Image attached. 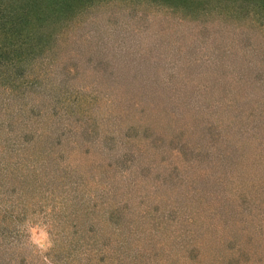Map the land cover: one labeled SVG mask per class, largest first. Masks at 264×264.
Wrapping results in <instances>:
<instances>
[{
	"label": "rangeland",
	"instance_id": "obj_1",
	"mask_svg": "<svg viewBox=\"0 0 264 264\" xmlns=\"http://www.w3.org/2000/svg\"><path fill=\"white\" fill-rule=\"evenodd\" d=\"M197 1L95 0L44 61L17 81L0 74V116L42 133L39 107L66 131L57 146L29 144L6 169L23 177L0 181V264H68V230L88 254L110 251L100 264H192L178 257L190 241L195 264H264V0ZM55 44L66 58H49ZM23 78L37 91L18 93ZM16 180L22 198L8 194Z\"/></svg>",
	"mask_w": 264,
	"mask_h": 264
},
{
	"label": "trees",
	"instance_id": "obj_2",
	"mask_svg": "<svg viewBox=\"0 0 264 264\" xmlns=\"http://www.w3.org/2000/svg\"><path fill=\"white\" fill-rule=\"evenodd\" d=\"M4 1L5 0L3 1L0 0V16H2V18L0 19V67L1 69H3V73L0 74L4 78L8 77V78L16 79V81L19 75H23L22 71L25 72L24 67L26 63L29 62V60L33 59L34 57H37L38 55L42 57V61H44L45 57L47 58V56H45L48 53L46 52V49L52 46V44L48 43V41L51 42L54 36L58 34L57 32L61 31L63 24L68 23V16L73 15L77 10H80V8H83L86 4H87L86 6H89L95 3V0H79V3L77 2V0H69L68 3L66 2V0L64 1L63 0H24L23 2H19L17 4H14L13 2H9L6 4L7 5L6 6L4 4ZM129 1L138 2L141 0H129ZM146 1L157 3L158 0H146ZM162 1L163 2H161V4L176 8V7H181L180 1L181 3H183V1L186 0H162ZM189 2H191V5H193V3L196 4V6L193 7L190 5V8H186V9H190L191 11L197 9L196 7L199 5L197 0H187V3ZM194 14L199 15L200 12H196ZM30 17H35L33 23L30 22ZM30 27L33 31L35 30L37 31V36H35L36 38L33 37L31 39H28ZM55 45L57 46L58 50L56 51L52 50V52H54L53 53L54 56H49V58L56 57V52H59L60 49H62L61 55L66 58L67 48L59 47L57 44ZM51 61L52 60H48V63H50ZM68 61L69 60H61L59 61V65L65 66L64 69H66L68 67L66 66V63ZM46 62L47 60L45 61V63ZM28 82L31 83L33 82V80L30 81L28 80V78L26 80L25 78L20 80L22 86L21 88H19L20 91H18V93H22V96H26V94L29 91H37L36 88L33 87V85L36 84L33 85L29 84V86L25 85V83ZM51 110L52 108L48 110V114H50ZM10 111L13 112L12 110ZM16 112H18L17 116H20V114L23 113L21 110L18 111L17 109H15L14 113ZM37 113H38V115L36 116L37 125L44 126L42 133L39 131V129H37V127L33 132H31V129L29 128V124H28L31 122L28 119L25 120L24 118L21 117L20 119H18L17 123H15L14 121L11 120V116L9 115L3 116L2 114L0 116V127H3V129H5L6 131V136H5L6 140L5 139L3 141L0 140V181L1 180L5 181L7 185L12 184L14 181L13 179L18 177L19 173L22 172L23 169L15 165L14 170L13 171L11 170L12 172L11 174H8L6 172V169L12 167L17 161L19 162L21 157L29 154V147H30L29 144L31 145L32 142L35 143L37 139L38 142L41 141L46 145L51 144L52 146L53 145L57 146L61 142V138H62L61 135L66 133V131H64L61 134L58 133L59 125L57 123L55 124L50 121L49 122L50 124H48L47 123L48 120H46L47 118L40 116L41 113L39 107H37ZM57 114H58L57 112H52V116H56ZM33 119L35 120V117ZM36 135L37 138H35ZM12 156H14L15 159H13ZM46 165H48V167L49 166L52 167L49 161ZM41 168L42 167H36L34 171H36L37 173L43 176L44 175L43 171L44 173H46V170L43 169L42 171ZM68 169L69 168H67V165L65 164L64 170L60 174L61 177L63 178L67 177L71 173V172L68 173L67 171ZM22 173H20L18 179L23 177ZM35 174L36 173H33L32 175V178L34 179H35ZM46 176L47 175H45V177ZM47 179L50 180V178ZM158 184L160 185L159 182ZM17 186H18V180H16L15 186L12 187L11 191H14L15 189L17 190L15 192H8V194L11 195V193H16L17 197L20 195V197L22 198L23 192H25V190L23 189L21 190L20 188L18 189ZM41 189L38 190V192H40ZM70 231L71 230L66 231V234L68 236L67 241H64V239L60 238L61 240L59 242V247L57 249V251L60 250L62 251L61 258L63 259L64 262H67L68 264H72L71 261L74 260L75 262L74 264H76L77 263L75 259L76 256L78 257L81 256L80 263L85 261L82 264H88V260H90L92 264H100L103 261H109L112 259L110 251L107 253V249L105 248H100L96 251L91 252V254L90 253L88 254L87 252L88 249L86 250L84 244H82L84 248H82L80 245H76L77 241L75 239H78V236H70L71 234ZM177 238H178L177 241H173L172 244L174 246L176 244H179L180 245V246L178 245L179 249L187 248L186 244L188 240H186V238H181V236L180 237L177 236ZM191 243L192 242L190 241L188 244V249H190L189 256L182 253L178 257L180 258V261L182 260V261L190 262L191 260V263L195 264L194 260L197 257L198 253H200V249H201L200 246L202 245H200L201 243L199 242V246L197 247V243L196 244L195 242L192 244ZM193 253L194 255L190 256ZM78 259H80V257Z\"/></svg>",
	"mask_w": 264,
	"mask_h": 264
}]
</instances>
